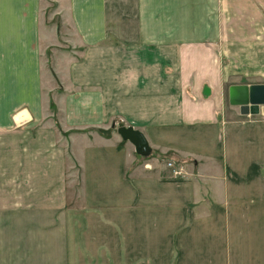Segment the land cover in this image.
<instances>
[{
    "label": "crops",
    "instance_id": "1",
    "mask_svg": "<svg viewBox=\"0 0 264 264\" xmlns=\"http://www.w3.org/2000/svg\"><path fill=\"white\" fill-rule=\"evenodd\" d=\"M0 3V133L16 130L18 69L41 35L79 46L69 81L89 94L66 113L83 117L79 181L57 141L1 134L0 264H264V105L228 101L230 85L264 83V0Z\"/></svg>",
    "mask_w": 264,
    "mask_h": 264
},
{
    "label": "rangeland",
    "instance_id": "2",
    "mask_svg": "<svg viewBox=\"0 0 264 264\" xmlns=\"http://www.w3.org/2000/svg\"><path fill=\"white\" fill-rule=\"evenodd\" d=\"M53 7L54 5L42 4V13L44 11L45 15L42 23L49 24L47 22H51L53 24L58 22L55 19L51 21L49 19L52 16L50 10ZM40 39V45H38V40L32 39L28 48H26V53H24V68L18 69L19 75L22 76L24 81L22 90L24 102L18 111H14V113L19 112L14 118L15 121L11 122L16 130L14 132L10 131L9 134L0 133V140L6 139L2 135H9L10 140L15 142L16 140L17 142L24 140L23 142H26V144L29 139L57 141L60 149L65 153L67 151L65 155L66 162L69 164V172L73 173L74 178H78L80 168L74 165L73 170H71L69 158L71 150L73 149L74 152L78 149L77 147H69V141L80 136L82 129L77 124L80 123L83 117L80 114L70 117L66 113H68L70 107L73 109L79 108L84 98L86 99L89 95L85 87L74 83V78H72L73 82L69 81L70 76L75 77L82 74L83 69L79 64L76 65L77 62L80 63V59H77L80 53L76 51L79 46H73L72 51H65L63 37H58L56 42L52 36L48 35H41ZM69 54L72 55L73 66L69 65ZM12 71L17 72L16 69ZM90 73L94 74L95 72ZM95 91L96 89H93L94 95ZM17 117L20 119L19 122L16 120ZM112 130H114V125L107 123L101 132L107 135ZM90 131L92 132L94 129L89 128V135H91ZM25 150L27 153L32 149L25 148ZM79 185L77 184V186Z\"/></svg>",
    "mask_w": 264,
    "mask_h": 264
},
{
    "label": "water",
    "instance_id": "3",
    "mask_svg": "<svg viewBox=\"0 0 264 264\" xmlns=\"http://www.w3.org/2000/svg\"><path fill=\"white\" fill-rule=\"evenodd\" d=\"M228 101L231 105L238 106L242 115L257 114L260 106L264 105V83L230 85ZM116 132L134 146L136 154L143 157L150 155L151 147L142 132L125 125L116 127Z\"/></svg>",
    "mask_w": 264,
    "mask_h": 264
}]
</instances>
